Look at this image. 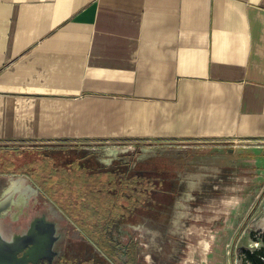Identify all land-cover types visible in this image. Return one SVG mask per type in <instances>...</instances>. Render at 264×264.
Segmentation results:
<instances>
[{
	"label": "crops",
	"instance_id": "obj_1",
	"mask_svg": "<svg viewBox=\"0 0 264 264\" xmlns=\"http://www.w3.org/2000/svg\"><path fill=\"white\" fill-rule=\"evenodd\" d=\"M178 138L264 141V0H0V145Z\"/></svg>",
	"mask_w": 264,
	"mask_h": 264
},
{
	"label": "flooded vegetation",
	"instance_id": "obj_2",
	"mask_svg": "<svg viewBox=\"0 0 264 264\" xmlns=\"http://www.w3.org/2000/svg\"><path fill=\"white\" fill-rule=\"evenodd\" d=\"M118 147H71L82 151V161L106 177L105 195L99 198L104 219L100 222L95 217L90 227L55 202L30 175L0 174L4 176L0 177V220L16 255L26 258L25 264H141L144 246L152 262L154 246L150 239L148 246L144 244V233L164 229L183 215L184 211H178L180 200L187 196L189 185L200 180L199 175L187 180L180 173L195 164L217 162L214 156L199 154L195 158L192 153L134 159L135 148ZM18 175H25L35 190L18 202L17 193L1 202L9 178ZM144 183L152 187L144 190Z\"/></svg>",
	"mask_w": 264,
	"mask_h": 264
},
{
	"label": "rangeland",
	"instance_id": "obj_3",
	"mask_svg": "<svg viewBox=\"0 0 264 264\" xmlns=\"http://www.w3.org/2000/svg\"><path fill=\"white\" fill-rule=\"evenodd\" d=\"M116 142L55 141L43 147L77 146L100 150L119 144ZM131 144L137 152L134 159L182 153H192L195 158L199 154L217 158H213L217 162L195 164L189 166L188 171L180 173L187 180L199 175L200 180L190 184L186 200H180L178 211L185 214L180 213L164 229L144 233L143 242L148 246V239L151 240L154 254L150 262L144 246L141 264H242V251L257 247L259 243L254 238L264 230V141L246 144L241 141L178 138ZM145 146H148V150H144ZM29 174L36 183L39 182V186H45L46 180L41 179L39 171ZM179 221L184 223V229L176 231L175 222ZM203 238L211 245L205 253H208V259L199 245Z\"/></svg>",
	"mask_w": 264,
	"mask_h": 264
},
{
	"label": "trees",
	"instance_id": "obj_4",
	"mask_svg": "<svg viewBox=\"0 0 264 264\" xmlns=\"http://www.w3.org/2000/svg\"><path fill=\"white\" fill-rule=\"evenodd\" d=\"M83 157L82 151L71 148L0 145V174L30 175V172L39 171L41 179L46 180L45 186H41L46 194L66 211L79 216L82 225L90 227L95 217L100 222L104 219L103 200L99 198L105 195L106 177L104 172L96 171L92 164L82 161ZM151 187V184L144 183L143 189ZM254 240L259 244L242 251V264H264V230Z\"/></svg>",
	"mask_w": 264,
	"mask_h": 264
},
{
	"label": "bare ground",
	"instance_id": "obj_5",
	"mask_svg": "<svg viewBox=\"0 0 264 264\" xmlns=\"http://www.w3.org/2000/svg\"><path fill=\"white\" fill-rule=\"evenodd\" d=\"M34 190L35 189L31 187V184L28 182L25 176L18 175L15 177H11L9 178V186L3 192V198H2L3 200H1V202L6 200V198L11 197L13 193H17L16 195L17 198L15 201L18 202L25 195H28L29 192L32 193ZM183 225L184 223L179 221L176 227L178 230H183L184 229ZM198 233L200 234L201 232ZM0 235L3 236L4 238H8L6 233V227L5 225H3L1 220H0ZM199 245L202 247V252L204 254L208 251L209 248H211L210 242L205 238L199 241ZM205 258L208 259V253L205 254Z\"/></svg>",
	"mask_w": 264,
	"mask_h": 264
},
{
	"label": "water",
	"instance_id": "obj_6",
	"mask_svg": "<svg viewBox=\"0 0 264 264\" xmlns=\"http://www.w3.org/2000/svg\"><path fill=\"white\" fill-rule=\"evenodd\" d=\"M16 254L12 242L0 235V264H25L26 258L18 257Z\"/></svg>",
	"mask_w": 264,
	"mask_h": 264
}]
</instances>
